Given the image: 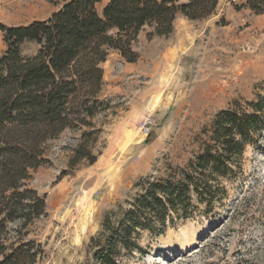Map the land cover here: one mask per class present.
I'll use <instances>...</instances> for the list:
<instances>
[{"label": "rangeland", "instance_id": "rangeland-1", "mask_svg": "<svg viewBox=\"0 0 264 264\" xmlns=\"http://www.w3.org/2000/svg\"><path fill=\"white\" fill-rule=\"evenodd\" d=\"M64 2L0 0V24L45 21ZM245 3L219 0L210 18L187 20L169 38L149 41L147 31L141 33L133 45L140 57L134 65L110 52L104 68L108 96H99L109 109L93 120L91 150L100 154L98 161L71 170L74 147L87 128L67 130L48 144V164L32 172L29 186L45 197L47 213L26 238L42 249L37 264H93L91 239L109 211L136 196L142 180L179 174L209 139L203 131L220 112L264 96V14L242 8ZM38 49L27 43L22 54ZM5 52L0 32V59ZM147 118L154 122L150 137L142 131ZM261 143V149L247 148L210 214L194 199V216L171 215L163 236L142 235L144 254L123 250L118 263L264 264V138Z\"/></svg>", "mask_w": 264, "mask_h": 264}, {"label": "trees", "instance_id": "trees-1", "mask_svg": "<svg viewBox=\"0 0 264 264\" xmlns=\"http://www.w3.org/2000/svg\"><path fill=\"white\" fill-rule=\"evenodd\" d=\"M219 0H65L45 21L26 26L0 24L6 52L0 59V264H37L42 249L27 241L28 230L46 217V199L29 186L32 172L47 165L46 148L67 130H83L69 168L94 165L97 128L93 120L109 109L100 100L102 65L110 52L128 64L141 33L149 41L169 38L179 16L191 22L210 18ZM99 6L102 8L99 10ZM242 8L264 14V0H246ZM38 51L24 56L22 47ZM197 157L175 177L136 185L141 191L109 211L102 231L91 239L93 264H119L125 250L144 254L143 234H165L170 216L184 220L198 205L210 214L226 196L224 184L240 168L248 147L262 148L264 96L220 112ZM151 135H149L150 137ZM149 140H147V143Z\"/></svg>", "mask_w": 264, "mask_h": 264}, {"label": "crops", "instance_id": "crops-1", "mask_svg": "<svg viewBox=\"0 0 264 264\" xmlns=\"http://www.w3.org/2000/svg\"><path fill=\"white\" fill-rule=\"evenodd\" d=\"M185 22H187V19H185L184 17H182V16H179L178 18H177V20H176V22H175V31H174V33H176V31L178 30V25L179 24H183V23H185ZM113 52V51H112ZM114 53V55H118V53L117 52H113ZM126 65H134V64H128V63H126ZM105 66H106V63H104L103 65H102V68H103V71H104V68H105ZM105 75V74H104ZM105 86L103 85V88H102V92H101V98H106V96H108V94H106V91H105V88H104Z\"/></svg>", "mask_w": 264, "mask_h": 264}, {"label": "built area", "instance_id": "built-area-1", "mask_svg": "<svg viewBox=\"0 0 264 264\" xmlns=\"http://www.w3.org/2000/svg\"><path fill=\"white\" fill-rule=\"evenodd\" d=\"M153 126L154 122L151 118L145 119L142 125V131L144 132V135L149 136L152 132Z\"/></svg>", "mask_w": 264, "mask_h": 264}, {"label": "bare ground", "instance_id": "bare-ground-1", "mask_svg": "<svg viewBox=\"0 0 264 264\" xmlns=\"http://www.w3.org/2000/svg\"><path fill=\"white\" fill-rule=\"evenodd\" d=\"M250 70H252V69H250ZM244 73H245V72H244ZM241 76H242V75H241ZM240 78H241V77H240ZM238 81H239V80H238ZM227 83H228V82H227ZM227 83H226V84H227ZM223 84H224V83H223ZM235 84H236V83H235ZM227 86H228V85H227ZM221 87H222V86H221ZM223 87H224V86H223ZM218 90H219V89H218ZM221 90H223V89H221ZM219 91H220V90H219ZM220 92H221V91H220Z\"/></svg>", "mask_w": 264, "mask_h": 264}]
</instances>
